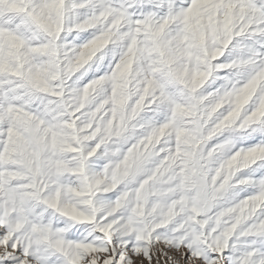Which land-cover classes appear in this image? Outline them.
<instances>
[{
  "label": "snow or ice",
  "instance_id": "6c2138e0",
  "mask_svg": "<svg viewBox=\"0 0 264 264\" xmlns=\"http://www.w3.org/2000/svg\"><path fill=\"white\" fill-rule=\"evenodd\" d=\"M0 264H264V0H0Z\"/></svg>",
  "mask_w": 264,
  "mask_h": 264
}]
</instances>
